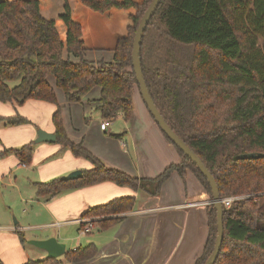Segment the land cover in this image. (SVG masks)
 <instances>
[{"label":"trees","instance_id":"1","mask_svg":"<svg viewBox=\"0 0 264 264\" xmlns=\"http://www.w3.org/2000/svg\"><path fill=\"white\" fill-rule=\"evenodd\" d=\"M81 1L100 13L113 8L136 10L112 61L96 63L87 57L83 27L73 19L69 0L59 15L67 27L66 40L56 20L43 15L40 0H0V102L14 107L31 99L56 103L52 116L56 143L93 164L82 170L78 179L36 182L37 196L49 200L64 191L105 181L157 196L173 173L186 179L191 171L212 200L208 179L164 132L182 161L151 178L107 166L82 142L69 138L50 77L55 78L68 103L82 101L85 94L99 87L101 96L93 101L101 116L114 121L122 114L131 121L138 88L133 40L152 2ZM141 62L156 106L215 177L221 198L240 197L229 206L223 202L224 237L214 264H264V0H161L143 36ZM0 122L13 126L30 121L16 114L0 116ZM35 145L31 141L5 149L0 158L14 154L22 164L30 165ZM246 153L259 156L241 158ZM135 201L134 196L115 198L88 208L82 216H99L94 225L106 230L119 223ZM208 218V239L195 264H205L216 243L217 211L212 202ZM18 235L22 244L27 243L23 233ZM97 253V246L89 243L62 257L29 259L24 264L81 262Z\"/></svg>","mask_w":264,"mask_h":264},{"label":"crops","instance_id":"2","mask_svg":"<svg viewBox=\"0 0 264 264\" xmlns=\"http://www.w3.org/2000/svg\"><path fill=\"white\" fill-rule=\"evenodd\" d=\"M40 2L43 15L56 20L59 33L62 39L66 40L67 27L59 19L65 0ZM69 2L73 19L83 27V40L89 49L87 57L96 63L101 60L112 61L114 49L119 39L127 35L131 17L136 10L113 8L100 13L86 7L81 0ZM50 84L55 88L51 81ZM100 92V88L95 87L82 97V101L74 103H68L66 97L57 96L58 104L62 106L66 131L72 141L82 142L107 166L140 178L155 177L169 165L182 161L175 146L165 137L151 113H148L149 109L144 106L142 108L140 104L137 106V103H141L137 90L133 95L134 117L128 121L129 124L119 137L127 136L131 149L128 145L125 146L126 143H122V140L113 141L108 137V127H99V110V116L97 115L88 126L90 107L97 105L93 100L100 98ZM56 109V103L44 100L31 99L17 107L0 102V116L20 114L31 122L13 127H7L0 122V152L21 147L31 141L36 144L30 165L22 164L14 154L0 158V183L9 187L22 201H34L35 218L48 211L51 216L64 218L63 222H58L57 225L67 224L70 222L67 219L74 218L71 222L76 223L82 233L84 225L77 221L79 218L88 219L93 223V228L88 232L93 234V238L88 244L94 243L98 253L89 260L65 264H195L208 239V205L212 200L191 171L187 172L186 179L177 172L173 173L157 196H150L143 191H136L112 181L64 191L49 200L37 196L34 185L36 182L50 181L75 170L93 167L89 160L76 157L70 149L62 148V145L56 142H36L39 129L55 133L52 116ZM119 117L120 114L116 119ZM111 142H115L116 147ZM121 146L126 148L122 151ZM50 157H53L52 162L49 161ZM26 188L30 191L29 194L24 192ZM127 196L136 198L133 209L123 213V219L106 230L94 225L99 216H82L88 208ZM35 204L38 205L37 211ZM25 227L20 221L13 223L0 216V260L3 264H24L29 259L48 257L47 251L33 245L39 250V254L35 256L32 247L28 248L22 244L18 232L24 234L27 242L30 239L55 236L44 231L38 236L27 237L24 233ZM101 234L110 235L104 238ZM57 237L67 245V251L84 245L74 244L68 249L69 238L64 235Z\"/></svg>","mask_w":264,"mask_h":264},{"label":"water","instance_id":"3","mask_svg":"<svg viewBox=\"0 0 264 264\" xmlns=\"http://www.w3.org/2000/svg\"><path fill=\"white\" fill-rule=\"evenodd\" d=\"M161 0H152L145 14L143 15L139 26L137 28L136 34L133 40V51L132 59L134 71L136 74V79L138 87L140 89L141 95L149 109L151 115L155 119L156 123L159 125L161 130L171 139V141L178 146L184 154L191 159L200 169L202 174L208 179L212 190V203L217 211V225H218V235L216 243L213 249V252L209 256L205 264H214L217 260L220 250L222 247L223 237H224V206L223 200L220 195V189L217 184L215 177L209 171L207 166L203 163L201 158L193 151V149L173 130V128L167 123L160 110L156 106L154 99L150 93L147 82L144 77L142 62H141V44L143 40L144 33L148 27V24L157 10ZM56 134L48 133L43 129L38 130V137L36 139L37 143L40 142H56ZM256 153H246L242 154L241 158H254L257 157ZM83 176L82 170H75L69 173L68 175L63 176L64 180H74L81 178ZM29 244H32L38 248H41L48 253V257H61L67 252V245L63 242H60L56 237H50L47 239H30L28 240Z\"/></svg>","mask_w":264,"mask_h":264},{"label":"rangeland","instance_id":"4","mask_svg":"<svg viewBox=\"0 0 264 264\" xmlns=\"http://www.w3.org/2000/svg\"><path fill=\"white\" fill-rule=\"evenodd\" d=\"M132 23H133V20L131 17V24ZM50 81L52 82L53 85H55V90L57 92V96H59L60 98L65 97L63 90L56 85V82H55L56 80L53 76L50 78ZM137 93H139V95L141 97L140 98L139 96H137L138 99L141 101V103L140 102L137 103V106L140 104L142 106V108H143V106H144V108H146L147 105L143 99V96L141 95L139 87L137 88ZM146 109H148V108H146ZM98 112L99 111H98L97 105H94L92 108L90 107V110H89V113L87 116L88 126L90 125V123H92L95 120L97 115L99 116ZM148 113H150L149 110H148ZM15 115H13V116H15ZM120 115H121V117H119L118 119H115L114 121H111L109 119L103 118L102 116H99L98 117V125L100 127L101 123L103 121H106V120L110 121V124L108 126L107 136L110 137L113 141H116L117 139L122 140V143H124V144L126 143L125 146L128 145L129 149H131V144H130L129 140H127L128 139L127 136H125V137L123 136L122 138H119V136H117L118 137L117 138L115 135H113V134H120L123 131V129L129 124L128 121H126L124 119L123 115L122 114H120ZM9 117H11V116H9ZM29 123H31V122H29ZM29 123H26V124H29ZM19 125H21V124H19ZM19 125H13V126H19ZM7 127H9V126H7ZM111 143H113V145L116 147L115 142H111ZM125 148L123 146L121 148V150L123 151ZM67 149H69V148H67ZM49 161L52 162L53 157H50ZM55 178H53V179H55ZM24 192L28 193V194L30 193V191L27 188L25 189ZM34 195H36V194H34ZM33 207H34V201H29V202L28 201L27 202L22 201L19 197L15 196V194L11 192L9 187H6L3 183H0V216H2L3 218H7L8 221L13 222V223H15L16 221H20L22 225L26 226L24 228L25 229L24 233L27 237L38 236L40 233H43L44 231L53 234L56 238H58L57 236L64 235V236L69 238L68 239L69 243H67L68 249L71 246H73L74 244L86 245V244H88V242L90 240H92V238H93L92 233H82L79 230L78 225L74 222H71V220H74V218L67 219V220H70V222L67 224L57 225L58 222L62 223L64 218L58 217V216L55 217L53 215H52L53 216L52 217L50 215L51 213L49 211L44 212L43 214H40L39 216H37V218H35L34 212H33ZM35 207H36L35 210L37 211L38 205L35 204ZM46 215H48V217ZM39 224H42L41 225L42 227ZM96 235H99V234H96ZM101 235L105 238V237H108L110 234H101ZM99 237H101V236H99ZM25 246H28V248L32 247L31 249L33 251H35L33 253L35 256H37V254H39V250L37 248H35L33 245L29 244L28 242L25 243ZM39 249L41 250V248H39Z\"/></svg>","mask_w":264,"mask_h":264},{"label":"built area","instance_id":"5","mask_svg":"<svg viewBox=\"0 0 264 264\" xmlns=\"http://www.w3.org/2000/svg\"><path fill=\"white\" fill-rule=\"evenodd\" d=\"M110 124V121H103L101 123V128L102 129H106ZM240 197H228V198H225V199H222L223 202L229 206L230 203L233 201V200H236V199H239ZM80 224H83L84 225V229H83V233H88L89 231H91V229L93 228V223L88 220V219H83V218H79L77 220Z\"/></svg>","mask_w":264,"mask_h":264}]
</instances>
